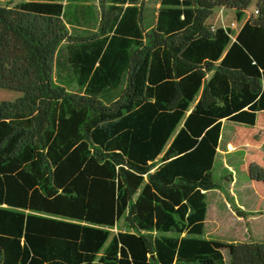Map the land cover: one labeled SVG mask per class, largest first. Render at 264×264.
I'll return each mask as SVG.
<instances>
[{
  "label": "trees",
  "instance_id": "trees-1",
  "mask_svg": "<svg viewBox=\"0 0 264 264\" xmlns=\"http://www.w3.org/2000/svg\"><path fill=\"white\" fill-rule=\"evenodd\" d=\"M146 1L0 5V264H264L204 235L223 121L264 111V0L238 32L208 21L255 0H158L150 33Z\"/></svg>",
  "mask_w": 264,
  "mask_h": 264
},
{
  "label": "rangeland",
  "instance_id": "rangeland-1",
  "mask_svg": "<svg viewBox=\"0 0 264 264\" xmlns=\"http://www.w3.org/2000/svg\"><path fill=\"white\" fill-rule=\"evenodd\" d=\"M3 1L0 0V4L7 2ZM91 3L96 5L97 1ZM158 7V0L146 1L144 26L148 33L153 27ZM255 10L256 0L247 9L244 19L239 22L233 10L217 8L208 24L213 27H231L235 32H238L243 23L254 15ZM22 96L21 92L0 88V103L16 102ZM252 163L264 168V111L258 113L254 127L223 121L222 136L214 169V178L218 188L208 192L210 217L204 231L206 238L228 242H247L242 241L244 234L246 240L255 236L253 240L256 241L254 242L260 241L262 237L261 223L257 221L253 225L249 224L248 221L246 223L240 222L236 213V210H239L247 216L257 214L250 209L244 210L236 202L237 197L240 202L242 200L243 204H249L256 197H258L259 207L264 204V186L247 178L248 167ZM218 201L224 205L227 211L225 213L220 211L221 214L215 217L214 210H217ZM110 231L112 235L128 231L124 217ZM225 255L228 261L227 254L225 253Z\"/></svg>",
  "mask_w": 264,
  "mask_h": 264
},
{
  "label": "crops",
  "instance_id": "crops-1",
  "mask_svg": "<svg viewBox=\"0 0 264 264\" xmlns=\"http://www.w3.org/2000/svg\"><path fill=\"white\" fill-rule=\"evenodd\" d=\"M4 1H7V2H12L13 4H16V3H19V2H26V1H31V0H24V1H17V0H4ZM3 1V2H4ZM6 2V3H7ZM5 4V3H4ZM0 5H3V4H0ZM242 27V26H241ZM221 136H222V134H221ZM220 141H221V138H220ZM219 146H220V142H219ZM218 151H219V147H218ZM217 157H218V153H217V156H216V160H217ZM216 160H215V165H216ZM215 165H214V169H215ZM214 180H215V178H214ZM247 182H249V181H247ZM246 182V183H247ZM261 186H264V184H260ZM264 188V187H263ZM212 191V190H211ZM210 192V191H209ZM207 195H208V193H207ZM209 199V198H208ZM264 199V198H263ZM219 200V199H218ZM251 200V199H250ZM258 197H256V198H254V201H250V203L249 204H243V202H242V200H241V202H240V199L237 197V200H236V202L242 207V208H244V210H252L253 212H257V214H251V215H248L247 217H246V219L245 218H242V217H239L238 218V220L240 221V222H243V223H246L247 221L249 222V224H256L257 223V221H259L260 223H261V226H262V230H261V234H262V237L260 238V241H258V242H262L263 241V236H264V204H263V206H261V207H259V205H258ZM253 202V203H252ZM210 206V205H209ZM209 206H207V213H206V217H205V226H206V224H207V221H208V219H209V214H210V209H209ZM221 206V207H220ZM216 209L217 210H214L215 211V217L216 216H219V214H221V212L220 211H222L223 213H225V211H227L226 210V208L224 207V205H221V203H219V201H218V204H217V206H216ZM232 216V215H231ZM204 231H205V228H204ZM252 237V236H251ZM251 237L249 238V240H253V239H255V236H253L252 237V239H251ZM249 240H246L245 239V235L243 234V238H242V241H247V242H249ZM253 241H256V240H253Z\"/></svg>",
  "mask_w": 264,
  "mask_h": 264
},
{
  "label": "built area",
  "instance_id": "built-area-1",
  "mask_svg": "<svg viewBox=\"0 0 264 264\" xmlns=\"http://www.w3.org/2000/svg\"><path fill=\"white\" fill-rule=\"evenodd\" d=\"M257 14H258V9L256 8V10L254 11V15H257ZM233 26H235V24H233ZM229 28H231V27H229Z\"/></svg>",
  "mask_w": 264,
  "mask_h": 264
},
{
  "label": "bare ground",
  "instance_id": "bare-ground-1",
  "mask_svg": "<svg viewBox=\"0 0 264 264\" xmlns=\"http://www.w3.org/2000/svg\"><path fill=\"white\" fill-rule=\"evenodd\" d=\"M231 148V146H229Z\"/></svg>",
  "mask_w": 264,
  "mask_h": 264
}]
</instances>
